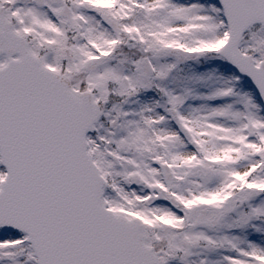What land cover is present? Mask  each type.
<instances>
[{
	"label": "snow or ice",
	"instance_id": "obj_1",
	"mask_svg": "<svg viewBox=\"0 0 264 264\" xmlns=\"http://www.w3.org/2000/svg\"><path fill=\"white\" fill-rule=\"evenodd\" d=\"M0 264H264V0H0Z\"/></svg>",
	"mask_w": 264,
	"mask_h": 264
}]
</instances>
